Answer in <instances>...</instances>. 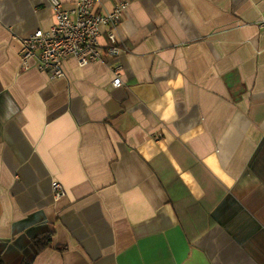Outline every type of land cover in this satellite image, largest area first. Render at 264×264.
<instances>
[{"label":"crops","instance_id":"crops-1","mask_svg":"<svg viewBox=\"0 0 264 264\" xmlns=\"http://www.w3.org/2000/svg\"><path fill=\"white\" fill-rule=\"evenodd\" d=\"M121 2L51 80L48 0H0V264H264V0Z\"/></svg>","mask_w":264,"mask_h":264},{"label":"built area","instance_id":"built-area-1","mask_svg":"<svg viewBox=\"0 0 264 264\" xmlns=\"http://www.w3.org/2000/svg\"><path fill=\"white\" fill-rule=\"evenodd\" d=\"M54 13V24L48 30H37L21 40L20 57L24 64L36 62V68L51 80L65 78L64 64L74 60L81 68L99 62L103 58L99 39L106 28L109 45L106 55L118 56L121 52L116 39L128 2L117 4L110 12L97 9L99 0H75L70 9H65L59 0H48ZM122 85L121 76L115 75L114 87ZM51 190L55 199L65 196L64 187L52 182Z\"/></svg>","mask_w":264,"mask_h":264}]
</instances>
